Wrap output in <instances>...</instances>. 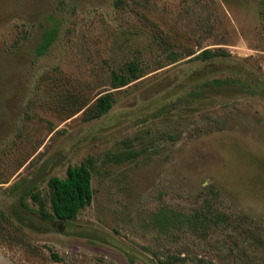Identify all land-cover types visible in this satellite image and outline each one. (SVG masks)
Returning a JSON list of instances; mask_svg holds the SVG:
<instances>
[{"label": "rangeland", "instance_id": "374dc122", "mask_svg": "<svg viewBox=\"0 0 264 264\" xmlns=\"http://www.w3.org/2000/svg\"><path fill=\"white\" fill-rule=\"evenodd\" d=\"M206 48L263 85L264 0H0V264H264V90L204 87ZM80 164L92 203L42 218L49 179Z\"/></svg>", "mask_w": 264, "mask_h": 264}, {"label": "trees", "instance_id": "16d2710c", "mask_svg": "<svg viewBox=\"0 0 264 264\" xmlns=\"http://www.w3.org/2000/svg\"><path fill=\"white\" fill-rule=\"evenodd\" d=\"M58 32V28L56 27L44 31L43 41L38 47V52L40 54L44 53L54 42L58 36ZM160 44L164 47V51L167 52L169 58L173 62L182 58L183 54L176 49H172L165 39H162ZM192 54H194V52L188 55ZM228 56H230V53L225 49L206 48L193 57L200 61L198 64L200 66L199 70L204 77L212 76L202 83L204 87L207 86L217 89L229 86L244 92H254L255 86H258L264 90V82L262 85L256 75L251 77L249 73L239 72V70L234 67L223 66L222 62L226 60ZM142 72L143 66L140 61H130L124 70H114L112 72L111 85L113 89L126 86L138 79ZM190 94L198 95L199 93L194 90ZM184 96L185 95H180L178 100L184 99ZM114 103V91H108L100 95L95 101L91 116L99 118L106 115L113 108ZM131 156H133V153H115L111 155L110 158L111 160L120 162ZM48 184L51 189L52 212L44 207L41 208L39 213L44 219L51 222L60 221L61 223L74 220L82 209L92 203V170L87 164L70 165L67 169L65 178L52 176ZM27 196H31L33 200L37 202H41L42 200L41 192L36 190L35 186L26 191L23 198H21V203L23 202L22 205L29 210L30 208L24 200ZM53 256L58 257L56 254H53Z\"/></svg>", "mask_w": 264, "mask_h": 264}]
</instances>
